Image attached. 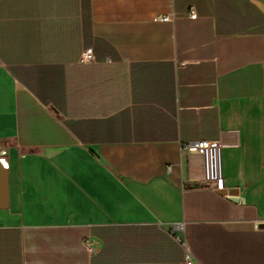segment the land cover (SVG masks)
<instances>
[{
    "label": "crops",
    "instance_id": "0c3cea01",
    "mask_svg": "<svg viewBox=\"0 0 264 264\" xmlns=\"http://www.w3.org/2000/svg\"><path fill=\"white\" fill-rule=\"evenodd\" d=\"M262 223L264 0H0V264H264Z\"/></svg>",
    "mask_w": 264,
    "mask_h": 264
},
{
    "label": "built area",
    "instance_id": "2783aa9c",
    "mask_svg": "<svg viewBox=\"0 0 264 264\" xmlns=\"http://www.w3.org/2000/svg\"><path fill=\"white\" fill-rule=\"evenodd\" d=\"M173 16L165 15L160 16L162 20H170ZM190 17L196 18L197 13L194 8L190 9ZM96 60L94 51L91 47L83 50L81 55V61L83 62H94ZM222 142L219 140L207 141V140H197V141H188L182 144V148L188 154L199 155L202 158V170L203 177L202 181L207 183L212 189L216 191H223L225 195H230V191L224 185V179L221 174L220 167V153L222 149ZM184 247L185 256L182 264H203L201 261L194 255L188 243L177 237ZM85 248L88 252L92 253L95 249V244L93 241L87 239L85 241Z\"/></svg>",
    "mask_w": 264,
    "mask_h": 264
},
{
    "label": "water",
    "instance_id": "95a60500",
    "mask_svg": "<svg viewBox=\"0 0 264 264\" xmlns=\"http://www.w3.org/2000/svg\"><path fill=\"white\" fill-rule=\"evenodd\" d=\"M237 189H234V190H231L230 191V194L232 195V198L235 199V200H238L236 196H233V195H236L237 194ZM262 227H264V223H262L261 225Z\"/></svg>",
    "mask_w": 264,
    "mask_h": 264
}]
</instances>
